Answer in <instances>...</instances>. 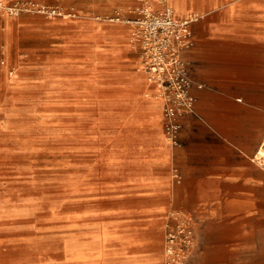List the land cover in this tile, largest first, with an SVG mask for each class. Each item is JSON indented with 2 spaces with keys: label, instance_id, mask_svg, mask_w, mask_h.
<instances>
[{
  "label": "crops",
  "instance_id": "0c3cea01",
  "mask_svg": "<svg viewBox=\"0 0 264 264\" xmlns=\"http://www.w3.org/2000/svg\"><path fill=\"white\" fill-rule=\"evenodd\" d=\"M172 1L184 3V14L170 3L179 18L205 14L192 25L194 45L185 52L191 76L203 86L193 89L195 110L178 117V145L169 144L164 103L147 97L154 87L142 73L122 86L110 85L114 78L104 72L94 85L81 83L92 97L87 111L77 100H35L38 108L63 110L38 116L45 122L66 111L71 125L96 124V135L108 128L120 164L106 169L117 187L128 186L148 202L141 218L110 227L101 223L90 236L84 232L62 247V262L39 264H163L174 207L194 216L195 247L208 256L206 262L193 254L185 264H264V167L254 160L264 139V0ZM16 60L7 47L0 53V86L12 70L17 76L25 67V57ZM174 169L182 175L176 187ZM236 248L239 261L222 259Z\"/></svg>",
  "mask_w": 264,
  "mask_h": 264
},
{
  "label": "rangeland",
  "instance_id": "374dc122",
  "mask_svg": "<svg viewBox=\"0 0 264 264\" xmlns=\"http://www.w3.org/2000/svg\"><path fill=\"white\" fill-rule=\"evenodd\" d=\"M170 1L178 13H186L183 2ZM147 6L156 12L171 8L166 0H6L3 7L0 2V53L7 47L13 63L25 57L20 75L12 70L0 86V264L60 263L62 247L84 232L90 236L101 223L120 225L145 211L147 200L129 193L128 186L117 187L106 169L120 164L109 129L96 135V124L71 125L66 111L65 117L45 122L38 116L63 110L48 104L38 108L35 100H77L87 111L92 97L81 87L96 84L99 72L114 78V86L141 73L148 82L140 43L126 22ZM204 16L196 15L193 24ZM171 180L176 187L173 172ZM183 211L171 209L167 227ZM196 242L197 236L190 256L207 262V252ZM225 258L239 261L238 248Z\"/></svg>",
  "mask_w": 264,
  "mask_h": 264
},
{
  "label": "built area",
  "instance_id": "2783aa9c",
  "mask_svg": "<svg viewBox=\"0 0 264 264\" xmlns=\"http://www.w3.org/2000/svg\"><path fill=\"white\" fill-rule=\"evenodd\" d=\"M198 17L179 18L172 8L156 12L144 7L135 19H128L141 46V59L148 82L154 86L153 94L162 97L166 117V136L172 146L179 144L181 128L178 117L193 112L197 97L194 87L202 88L191 76L190 61L185 52L194 45L192 24ZM112 20H120V17ZM264 139L254 160L264 167ZM177 183L182 175L173 170ZM165 244V264H185L195 241V219L189 211L172 216Z\"/></svg>",
  "mask_w": 264,
  "mask_h": 264
},
{
  "label": "bare ground",
  "instance_id": "6f19581e",
  "mask_svg": "<svg viewBox=\"0 0 264 264\" xmlns=\"http://www.w3.org/2000/svg\"><path fill=\"white\" fill-rule=\"evenodd\" d=\"M6 0H1L0 2H1V6L3 7L4 6V2H5ZM167 1V3L171 6V8L173 9V11H174V8H173V6L170 4L171 3V1L170 0H166ZM10 9V8H9ZM175 12V11H174ZM176 14V13H175ZM200 13H198V12H192V13H189L188 15H187V17H190V16H192V17H195L196 15H199ZM66 16H67V14H65ZM147 97H154V98H156V99H158V100H161L162 101V97L161 96H159V95H155V94H153V93H151V94H147ZM261 153H263L264 151H263V148L261 149V151H260Z\"/></svg>",
  "mask_w": 264,
  "mask_h": 264
}]
</instances>
